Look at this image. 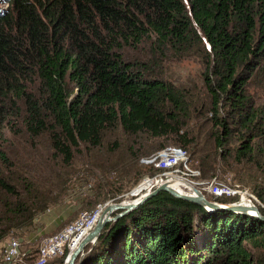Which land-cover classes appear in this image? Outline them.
I'll return each mask as SVG.
<instances>
[{"label": "trees", "instance_id": "1", "mask_svg": "<svg viewBox=\"0 0 264 264\" xmlns=\"http://www.w3.org/2000/svg\"><path fill=\"white\" fill-rule=\"evenodd\" d=\"M6 5L0 134L22 120L26 138L48 154L21 173L0 146V244L60 203L74 174L98 178L83 205L91 212L124 192L118 182L150 175L142 156L171 146L191 152L201 180L230 173L264 206V0ZM192 58L203 67L206 104L165 74L169 60ZM66 253L51 264H64ZM77 264H264V223L161 192L107 224Z\"/></svg>", "mask_w": 264, "mask_h": 264}, {"label": "rangeland", "instance_id": "2", "mask_svg": "<svg viewBox=\"0 0 264 264\" xmlns=\"http://www.w3.org/2000/svg\"><path fill=\"white\" fill-rule=\"evenodd\" d=\"M5 3L6 0H0V9H4V10L7 9V5ZM165 68L167 70L165 71V74L172 83L178 86H184V88H186L196 99L203 100V102L206 104L207 101L204 99L205 89H204V85L202 84L203 67L199 59L192 58V59H185L180 61L169 60L165 64ZM260 80L261 78L259 79L256 78L254 82L253 81L249 82L248 90L252 95L255 96L261 95V92L258 89L259 87H257L256 85L260 82ZM1 133H2L0 134V146L2 145L1 150L5 154L6 159H8L9 162L13 163L21 173L27 172L30 164H33L35 161H37V159H39V157H42L43 153L48 154L47 148L43 141L36 142V146H34V142L26 138V134L24 133L22 127V120L17 121L15 124L13 122L7 123V126L6 125L4 126ZM131 139L132 138H127V137L123 138V142H130ZM188 152L187 153L190 158L191 167L199 169L198 168L199 162L192 156L190 151ZM138 165L143 170L145 169L149 170V174H152V171L150 169L143 168L142 166H140L139 161H138ZM81 170H79L80 171L79 174L82 173ZM147 173L145 174L148 175ZM145 174H143L142 176H144ZM110 177H116V173H112ZM139 179H137L135 183L123 182L122 184L121 182H118V185L120 186L124 185L125 188L126 187L127 188L121 194H116L114 199H118V201H114L113 199L104 204H98V205H102L99 211L103 212L104 207H106V205L113 202H121V201L128 202L130 200L132 201L138 200L137 198L138 196H136V198L129 197L130 199H127V195L132 191L134 186L138 183ZM212 179H216V181L220 183L226 182L227 184L232 186L236 185L230 173L221 174L218 177H213L211 179H206V180L210 181ZM206 180H202V181H206ZM69 182H72V184L70 187H69L70 184L68 185L66 189L67 190L66 195L60 203L56 205H52L45 212L37 215L30 224L24 226L12 227L8 230L6 237L3 239V241L0 244V255L2 254L1 251L2 243L10 237H15L18 238V240H20L21 249L26 250L27 252V256L25 257L26 262H24V264H36L38 258V250L47 238L57 234L67 225L74 223L84 213L91 214L95 211L98 205L91 212H87L86 209L84 210L83 205L85 199L93 195V191L97 186L98 178L76 177V174H74ZM166 183L162 182V184H166ZM174 183H172V185L181 187L180 186L181 182H174ZM245 188L250 191L249 188L247 187ZM133 192H136L137 194L138 189ZM145 196L139 198L142 199ZM262 208H264V206ZM0 229L3 230L1 226ZM65 251L67 252L66 254H68L67 248L65 249ZM63 255L59 257H62ZM59 257L56 258L58 259ZM55 260L56 259L54 258L48 261V263L46 264H51L55 262Z\"/></svg>", "mask_w": 264, "mask_h": 264}, {"label": "built area", "instance_id": "3", "mask_svg": "<svg viewBox=\"0 0 264 264\" xmlns=\"http://www.w3.org/2000/svg\"><path fill=\"white\" fill-rule=\"evenodd\" d=\"M140 166L150 169L153 173L144 175L127 195V199L142 197L161 186V182H170L176 179L181 182V187L176 188L184 195L195 196L190 189L212 195L215 200L219 198H235L236 203L246 206L263 207L256 196L246 188L238 185H229L226 182H217L212 179L208 182L201 180L199 169L191 167L187 151L180 147H166L156 151L139 160ZM186 182V184L184 183ZM204 182V183H203ZM138 189V193L133 192ZM180 193V192H179ZM204 195V194H203ZM235 203V202H234ZM102 205H98L91 214L84 213L74 223L67 225L57 234L47 238L38 250L36 264H46L53 258L66 253L65 249L71 251L80 240L91 230L93 221ZM1 264H24L27 252L21 249V242L18 238L10 237L2 243ZM65 252V253H64Z\"/></svg>", "mask_w": 264, "mask_h": 264}, {"label": "water", "instance_id": "4", "mask_svg": "<svg viewBox=\"0 0 264 264\" xmlns=\"http://www.w3.org/2000/svg\"><path fill=\"white\" fill-rule=\"evenodd\" d=\"M170 182L171 183H166L156 188L153 192L143 197L142 199L138 200L137 202L130 200L126 204L124 201L113 202V203L108 204L105 207L101 217L99 218L94 228L91 229L84 236V238H82V240L79 241V243L77 244V246L75 247L73 251L71 252L68 251L64 264H77L78 261H80V259L83 257V252H84L85 247L88 245L94 246L96 244L101 231L107 224L127 215L129 212L143 205L150 198L156 196L157 194L161 192H166L174 198L181 199L183 201L190 202V203L199 205L201 207H204L209 212H213V211L232 212V213L242 214L250 218L257 219L260 222L264 223V215L260 213L258 207L256 206H253V205L246 206V205H242L236 202L229 203V204H222L216 201L211 202V201H208L206 197L201 192L196 190L194 187H191L190 189L195 193V196L184 195V194L179 193L173 187H171L172 182H178L176 179H173ZM184 183L186 184V182Z\"/></svg>", "mask_w": 264, "mask_h": 264}, {"label": "bare ground", "instance_id": "5", "mask_svg": "<svg viewBox=\"0 0 264 264\" xmlns=\"http://www.w3.org/2000/svg\"><path fill=\"white\" fill-rule=\"evenodd\" d=\"M162 183V182H161ZM166 183V182H165ZM167 183H171V182H167ZM172 183H174V182H172ZM175 184V183H174ZM177 184V183H176ZM162 185H164V184H162ZM171 187H173L175 190H177L178 192H180V193H182L180 190H178V189H176V188H180L179 186H175V185H172L171 184ZM138 198V197H137ZM138 200H140V198H138ZM138 200H136V202L138 201ZM127 202H125V204H126ZM107 206V205H106ZM104 209H105V207H104ZM104 211V210H103ZM102 213L103 212H100V211H98V213H97V215H96V217H95V219H94V221H93V227L91 228V229H93L94 228V226L97 224V222H98V220H99V218L101 217V215H102ZM117 213V212H116ZM115 213V214H116ZM84 238V237H83ZM77 246V245H76ZM75 246V247H76ZM75 247H72L71 248V251H73L74 249H75ZM70 251V252H71Z\"/></svg>", "mask_w": 264, "mask_h": 264}, {"label": "clouds", "instance_id": "6", "mask_svg": "<svg viewBox=\"0 0 264 264\" xmlns=\"http://www.w3.org/2000/svg\"><path fill=\"white\" fill-rule=\"evenodd\" d=\"M6 2H7V0H6ZM6 4V3H5Z\"/></svg>", "mask_w": 264, "mask_h": 264}]
</instances>
